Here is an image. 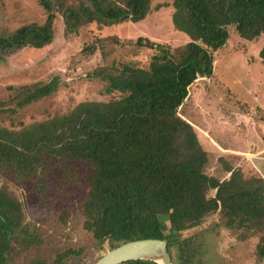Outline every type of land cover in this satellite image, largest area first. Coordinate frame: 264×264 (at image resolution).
Returning <instances> with one entry per match:
<instances>
[{
	"label": "trees",
	"instance_id": "obj_1",
	"mask_svg": "<svg viewBox=\"0 0 264 264\" xmlns=\"http://www.w3.org/2000/svg\"><path fill=\"white\" fill-rule=\"evenodd\" d=\"M154 1L40 0L46 21L0 32V59L25 46L49 45L58 11L66 32L77 34L84 25L95 23L101 29L143 19ZM171 4L174 26L189 36V42L173 50L139 36L133 45L154 51L147 67L113 59L89 74L105 82L109 94L118 92V97L81 101L67 113L18 129L0 125V176L23 186L31 183L44 208L61 201L62 223L79 212L91 248L108 243L112 249L134 239L162 238L168 240L171 255L176 247V264H204L201 234L183 237V232L219 212L223 225L235 230L239 239L259 238L255 253L263 261L264 177H246L232 166L224 179L204 172L208 153L179 108L199 77L212 76L214 52L226 45L230 26L246 40L264 35V0H172ZM162 6L158 3L156 9ZM109 38L123 47L131 44L118 37L97 38L83 47L82 54L103 53ZM259 55L264 64V45ZM61 84L56 75L47 81L7 85L0 95V116L17 115L54 94ZM77 162L85 163V169ZM61 166V179L70 181L69 175H75L71 185L77 182L84 190L74 208L67 186L56 190L50 183L51 173ZM43 244L39 228H32L26 219L23 201L7 185L0 186V264H50L48 258L35 255ZM83 253L81 245L62 248L55 262L66 264ZM123 264L157 263L135 259Z\"/></svg>",
	"mask_w": 264,
	"mask_h": 264
},
{
	"label": "rangeland",
	"instance_id": "obj_2",
	"mask_svg": "<svg viewBox=\"0 0 264 264\" xmlns=\"http://www.w3.org/2000/svg\"><path fill=\"white\" fill-rule=\"evenodd\" d=\"M171 2L155 0L143 19L119 21L101 29L95 23L84 25L77 34L66 32L63 17L56 12L54 39L49 45L25 46L4 56V60L0 59V95L9 84L47 81L56 75L61 77L62 84L54 94L18 110L17 115H1L0 125L18 129L23 124L67 113L81 101H108L118 97V92L109 94L106 83L89 74L95 67L110 64L113 59L147 67L154 51L135 47L133 43L139 36L168 45L173 50L189 42V36L174 26ZM158 3L164 6L156 9ZM46 19L47 13L40 0H0L1 33L8 34L32 23L43 24ZM229 33L226 45L214 52L212 76L199 77L190 86L179 114L192 123L208 153L204 167L208 175L227 178L230 175L227 168L232 166L240 168L246 177H264V64L259 55L264 35L246 40L234 26L229 27ZM103 37H118L131 44L123 47L109 38L105 43V56L101 50L91 56L82 54L86 44ZM78 165L85 169V163ZM61 171L62 166L56 167L50 175V183L56 190L67 186L69 195L67 191L62 193L64 197L69 196V205L74 208L84 190L77 182L71 185L75 175H69L70 181L61 179ZM2 185H7L23 201L28 223L32 228L34 225L39 228L44 239L35 255L48 258L50 264H59L55 262V254L62 248L85 247L83 255L66 264H94L97 257L110 249L108 243L103 247H89L90 237L83 228L81 214L73 212L69 222L62 223L58 219L61 201L57 206L44 208L31 183L23 186L0 176ZM208 195H214V190L210 189ZM198 233L202 236L199 242L204 264H264V260L258 261L255 253L259 238L239 239L235 230L223 225L219 212L207 215L199 226L184 231L183 237ZM172 255L178 262L176 247L172 248Z\"/></svg>",
	"mask_w": 264,
	"mask_h": 264
},
{
	"label": "water",
	"instance_id": "obj_3",
	"mask_svg": "<svg viewBox=\"0 0 264 264\" xmlns=\"http://www.w3.org/2000/svg\"><path fill=\"white\" fill-rule=\"evenodd\" d=\"M144 259L157 264H176L169 251L168 240L162 238H140L123 242L109 249L94 264H123Z\"/></svg>",
	"mask_w": 264,
	"mask_h": 264
}]
</instances>
